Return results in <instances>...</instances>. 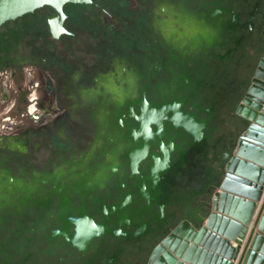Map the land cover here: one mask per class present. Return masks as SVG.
Returning a JSON list of instances; mask_svg holds the SVG:
<instances>
[{"label":"flooded vegetation","instance_id":"af4514ba","mask_svg":"<svg viewBox=\"0 0 264 264\" xmlns=\"http://www.w3.org/2000/svg\"><path fill=\"white\" fill-rule=\"evenodd\" d=\"M263 8L264 0H88L3 20L0 264L140 259L157 232L132 239L125 216L141 206L134 185L146 163L159 144L169 148L164 117L197 113L204 132L224 133L264 37ZM188 140L171 143L185 149ZM198 172L190 164L185 173L196 175L182 182L191 204Z\"/></svg>","mask_w":264,"mask_h":264},{"label":"water","instance_id":"95a60500","mask_svg":"<svg viewBox=\"0 0 264 264\" xmlns=\"http://www.w3.org/2000/svg\"><path fill=\"white\" fill-rule=\"evenodd\" d=\"M77 2L88 0H0V23L42 6L60 13L64 4ZM258 14L264 18V8ZM256 51L250 79L220 137L212 129L204 132L206 119L197 113L161 116L172 138L189 140L185 149H176L172 138L169 148L159 144L160 155H153L154 164L146 163L140 185H134L141 206L125 216L123 232L135 240L149 234L148 227L157 233L132 264H233L236 259L235 264H264V37ZM192 163L199 168L191 190L194 204L182 193V182L196 175L185 173ZM128 201L126 196L121 204Z\"/></svg>","mask_w":264,"mask_h":264},{"label":"crops","instance_id":"0c3cea01","mask_svg":"<svg viewBox=\"0 0 264 264\" xmlns=\"http://www.w3.org/2000/svg\"><path fill=\"white\" fill-rule=\"evenodd\" d=\"M263 194H264V191H263ZM231 243H233V242H231ZM242 247H243V245H241V248H240V250H239V253H238V255H237V258H238V256L240 255V252H241ZM236 261H237V259H236L235 261H233V264H235Z\"/></svg>","mask_w":264,"mask_h":264}]
</instances>
